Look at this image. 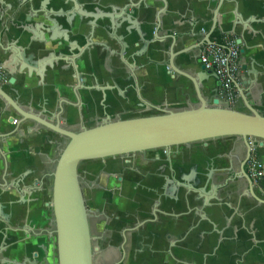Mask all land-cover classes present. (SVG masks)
<instances>
[{"label":"flooded vegetation","instance_id":"1","mask_svg":"<svg viewBox=\"0 0 264 264\" xmlns=\"http://www.w3.org/2000/svg\"><path fill=\"white\" fill-rule=\"evenodd\" d=\"M63 1L60 5L64 10L72 8L71 0L65 4ZM122 1L78 0L77 11L93 16L81 24L73 22L72 28L63 23L65 35L80 47L76 50L75 66L83 80L79 82L82 88L78 89V101L68 89L71 97L67 100L74 105L68 104L66 109L63 104L66 125L72 124L71 129L76 130L82 122L92 126L107 115L116 119L122 114L119 78L124 70L119 57V28L114 26L119 22ZM147 3L151 4L149 0ZM166 5L167 0H161V8L166 9ZM130 86L135 91L134 81ZM203 143L159 147L80 163L93 264H264V155L258 140V151H249L241 138L224 144L225 151L216 155L227 160L225 166L212 163V157L206 159L210 147ZM251 155H256L263 166L256 181L247 171ZM203 173L211 174L207 189L214 187L207 200L201 191ZM23 196L15 199L11 195L4 201L0 198V214L9 222L4 227L0 223V228L12 229L7 231L5 248L18 244L14 251L21 249L22 254L11 264H23L24 259L28 260L24 264H57L49 237L46 249L41 244L32 251L41 229L29 237L19 223L10 221L12 206H24ZM4 208H8L7 213L2 212ZM249 215L253 217L247 219ZM259 229L263 235L257 239ZM9 232L25 235L22 248ZM205 244H209L207 249Z\"/></svg>","mask_w":264,"mask_h":264},{"label":"water","instance_id":"2","mask_svg":"<svg viewBox=\"0 0 264 264\" xmlns=\"http://www.w3.org/2000/svg\"><path fill=\"white\" fill-rule=\"evenodd\" d=\"M67 1L64 0L63 3ZM188 1L174 0V11L161 8V5L155 7L147 3V0H138L136 4L133 0H123L119 7V22L114 26L119 28V57L126 79L134 81L135 92L142 104L153 107L156 112L116 119L107 115L97 124L87 126L82 122L74 130L67 127V116L64 115L63 108L64 103L71 106L74 103L56 90L53 109L48 108L50 99L44 95L40 103L34 102L30 80L33 75L42 80L48 70L47 66L51 71L59 67V73L61 72L62 76L65 74L69 79L65 83L67 89H71L78 101V89L82 88L79 82L82 79L76 72L75 56L80 47L69 40L62 26L65 23L68 28H72L73 22L81 24L85 18L93 15L77 11L78 0H71L72 8L66 10L60 5V0H0V50L4 56L3 61L0 60V67L9 76L6 83L0 85V114L11 108L20 116L21 122L34 121L37 125L67 139L59 148L50 173V222L54 228L48 232V237L50 244L54 245L57 264H93L87 209L80 183L81 162L228 136L241 138L249 151L250 137L258 140V147L264 146V111L255 108L254 104L244 97V92L236 80L235 88L245 101L243 110L221 104L219 81L214 72L205 70L203 65H200V71L197 72L189 73L183 70V64H191L192 60L190 47L185 45V41L196 34L191 30L173 35L169 33L170 27L164 29V26L175 24L172 14H178L179 9ZM196 1L203 14L194 20L192 18L193 27L198 22H204L205 15L208 14L211 15L209 20L212 21L209 31L203 35V39L197 41L198 45L212 43L210 36L215 27H219L220 18L229 20L235 27L238 24L236 19L241 14L240 10L250 12L242 22L243 30L253 36L258 33L252 24L258 21L255 12L264 10V0ZM140 7L144 10L142 15L133 17V10ZM242 41L240 35L237 43ZM44 49L51 50L48 56L38 57V52ZM243 52L244 49H240V53ZM153 53L160 57L155 62L158 66L166 67L174 75L182 76L191 83L196 97L194 104L181 109H171L166 105H153L142 98L135 71L145 67V61L148 62L150 54ZM142 58L145 61H138ZM249 58L251 64L257 63L253 56ZM242 68L246 69V65H242ZM249 73L256 74L253 70ZM211 77H215L216 84L209 87L210 95L206 96L203 88L210 86ZM17 78L20 81L18 87L15 86ZM255 79L246 82L249 90L257 83ZM9 133L12 132L0 133V137L8 136ZM258 147L254 146L253 151H258ZM1 157L3 163L0 168V198L10 197L12 192L23 195L36 190L33 183H25L22 175L14 173V168L9 171L5 155ZM10 174L15 176L9 181L6 176ZM244 175L251 183L245 172ZM210 181L211 174L203 173L201 191L205 193V200L211 198L210 194L214 190L213 186L207 189ZM0 222L9 225L8 219L2 214ZM9 230L12 229L0 228V256L6 249ZM43 247L46 249L45 244ZM11 249L17 250L18 244ZM27 261L24 259L23 264Z\"/></svg>","mask_w":264,"mask_h":264},{"label":"crops","instance_id":"3","mask_svg":"<svg viewBox=\"0 0 264 264\" xmlns=\"http://www.w3.org/2000/svg\"><path fill=\"white\" fill-rule=\"evenodd\" d=\"M150 3L158 7L161 5L160 0H149ZM188 1V0H187ZM184 7L180 8L178 14H172V18L175 21L174 25L168 26L165 24L164 29L170 27L169 33L173 35H180L183 33L194 31L195 37H188L185 41V45L190 47L189 54L192 57L191 64H183V70L189 73L200 71L199 52L201 45H198L200 39H203V35L209 31L212 25V21L209 20L211 15H205L204 22H198L193 27V20L196 17L201 16L203 11L196 0H189L188 3L183 4ZM175 9L174 0H167L166 10ZM241 14L236 19L238 24L233 27L227 19L220 18L219 27L216 26L211 33L212 42L219 39L222 34H232L236 41L242 35V42L239 44L240 49H244L243 53L239 54L240 69L237 73L236 82L238 86L243 90L244 97L254 104V107L260 111H264V10L255 12V18L257 22L252 24V27L258 30V33L254 36L249 32L244 31L242 28V22L250 15V12L240 10ZM8 11H5V13ZM144 12L143 8H137L133 10V17H140ZM233 16H230V18ZM235 20V19H234ZM235 20V21H236ZM184 38V37H183ZM50 49H44L38 52V57H47ZM253 56L256 60V64H251L250 58ZM4 56L0 50V60L3 61ZM149 61L139 59L138 61H145V67L139 68L135 71V75L138 79V84L141 89L142 98L153 105H166L171 109H181L190 104H194L196 101L193 87L189 81L182 76H176L170 72L166 67L157 65L155 62L160 59L156 54H150ZM61 63H59L60 65ZM242 65H246V69L242 68ZM43 75L42 80L33 75L30 80L32 92L34 94V102L40 103L43 95L50 99L49 109H53V100L55 98V91L64 96V98L71 97L69 90L65 83L69 81L66 75L59 73V67H55L53 71L49 70ZM255 71L256 74L249 73V71ZM101 76V75H99ZM9 77V76H7ZM101 78V77H99ZM126 73L121 72L119 78V89L121 90L122 97L119 100L123 103L122 114L120 117H133L140 114H151L156 110L151 107L142 104L141 100L137 98L135 91L131 89L133 80L126 79ZM256 78L255 86L250 90L246 85L248 80ZM19 79L17 78L15 86H19ZM216 79L211 77L210 86L203 88V93L210 95L211 86H215ZM9 88V86H5ZM237 99L234 107L237 109H245V101L237 92ZM2 102L0 101V107ZM64 107L68 109V105L64 104ZM70 124L69 127H71ZM9 133L8 136L0 137V168L2 167V157L5 155L7 160V168L10 171L14 168V173L22 175L25 183H33V185L39 188L34 192H27L22 197L25 200L24 206L20 203H15L12 206L13 216L11 217L12 223H19L22 229H26L27 236H31L34 231L41 229V236L34 240L35 244L32 246V251H35L38 245L45 244L47 242V232L53 229V225L50 220L52 218V211L49 205L51 201V186L52 177L50 175L54 161L57 158L59 148L66 142V139L54 132L37 125L34 121L28 120L25 122L20 121V116L13 110L7 109L4 114H0V133ZM236 139L235 136L220 137L215 139H209L204 141L205 146H209V152L206 155L211 158V162L215 165L225 166L227 160L223 157H217L216 153H222L225 149H222L223 145L232 142ZM260 152L264 155V146L260 148ZM205 164V163H204ZM15 176V175H14ZM13 174L6 176L7 180H12ZM217 181H220L217 179ZM19 194L12 192V198L17 199ZM6 197H2V201L6 200ZM35 199V201H34ZM0 201V204H2ZM8 208H4L2 212L7 213ZM253 215L247 216V219L252 218ZM1 223V222H0ZM222 225V222L220 223ZM4 227V224L3 226ZM25 227V228H24ZM209 228L206 225V229ZM261 228V227H260ZM227 231V230H226ZM262 229H259L256 238L258 239L263 235ZM10 235H15V241H19V248L25 235L21 232ZM26 236V238H27ZM28 238L25 239V243ZM39 243V244H37ZM209 244H205L204 248L207 249ZM29 251V248H27ZM209 251V250H204ZM21 249L14 251L13 249L6 248L0 256V264H11L12 261H17L21 258ZM210 259H208L209 261Z\"/></svg>","mask_w":264,"mask_h":264},{"label":"built area","instance_id":"4","mask_svg":"<svg viewBox=\"0 0 264 264\" xmlns=\"http://www.w3.org/2000/svg\"><path fill=\"white\" fill-rule=\"evenodd\" d=\"M240 46L236 38L229 33H225L217 41L202 45L199 52V62L205 70L214 72L219 81L220 102L225 106H234L237 99L234 80L240 69L239 62ZM1 64V62H0ZM7 75L0 67V84L6 83ZM251 150L255 146L256 140L249 138ZM262 162L256 155H251L247 161V171L249 176L256 181L262 174Z\"/></svg>","mask_w":264,"mask_h":264},{"label":"trees","instance_id":"5","mask_svg":"<svg viewBox=\"0 0 264 264\" xmlns=\"http://www.w3.org/2000/svg\"><path fill=\"white\" fill-rule=\"evenodd\" d=\"M217 40H219V39H216L215 41H217Z\"/></svg>","mask_w":264,"mask_h":264}]
</instances>
